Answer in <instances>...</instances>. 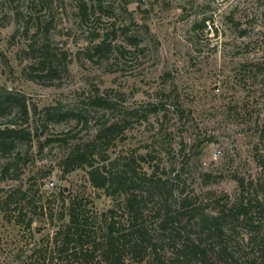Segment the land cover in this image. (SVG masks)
<instances>
[{"label":"rangeland","instance_id":"obj_1","mask_svg":"<svg viewBox=\"0 0 264 264\" xmlns=\"http://www.w3.org/2000/svg\"><path fill=\"white\" fill-rule=\"evenodd\" d=\"M105 35L111 51L90 59L92 43ZM43 58L54 76L40 70ZM7 92L25 101L28 115L16 107L0 112L1 128L11 119L26 133L0 152V202L21 189L58 213L64 207L51 197L61 190L65 204L76 194L87 200L98 220L119 203L115 218L125 222L122 193L93 187L88 166L65 170L71 149L91 144L98 161L112 160L104 162L110 173L134 159L128 175L137 194L144 196V173L168 179V215L182 197L215 213L214 199L223 205L236 194V175L263 170L264 0H0V93ZM98 98L108 104L98 106ZM50 106L81 117L46 118ZM110 123L121 128L107 142L96 133ZM140 206L137 224L162 264H188L171 230L178 225L184 241L194 238L193 219L162 226L168 215L159 196ZM35 210L32 230H24L0 207V264H15L56 228L47 209ZM233 230L240 235V227Z\"/></svg>","mask_w":264,"mask_h":264},{"label":"trees","instance_id":"obj_2","mask_svg":"<svg viewBox=\"0 0 264 264\" xmlns=\"http://www.w3.org/2000/svg\"><path fill=\"white\" fill-rule=\"evenodd\" d=\"M244 33L240 32V35ZM95 36L99 37V34ZM106 37L107 35L92 43L88 53L90 59L93 56L97 58L106 56L111 51ZM39 64L40 70L46 69L47 75L54 76L55 69L51 67L48 58H43ZM38 77L43 78L45 75ZM106 100L98 98L93 102L103 106L108 104ZM13 107H16L23 116L28 115L27 105L22 98L8 92L0 93V112ZM44 113L46 118L55 119L81 117L77 111L61 110L53 106L44 108ZM14 124L10 119L2 128L0 127V152L10 150L18 139L26 137V133L14 127ZM120 128L115 123L105 124L97 129L96 136L110 142ZM95 153L94 145L74 146L67 157L68 167L65 170L88 166L87 173L93 187L109 191L108 193L112 195L122 193L124 198L121 204L126 211V221L121 222L115 218L119 203L99 214L98 220L96 216L89 214L88 208H85L87 200L83 201V197L77 194L68 197L67 204L64 203L63 191L60 190L58 194L53 195L52 202L60 201L64 207L58 213H54L50 205H38L39 203L28 198L26 190H12L0 202L7 220L24 230H32L35 209L41 210L42 213L43 209H47L49 222L56 226L52 234L46 236L45 242L34 243L30 253L20 254L15 264H133L134 261H143L145 257H150L153 264H162L154 239L149 236L144 226L137 224V221L141 213L140 203L152 196L161 198L164 214L168 215L167 200L172 196L169 180L156 177L154 170L149 176L144 173L142 177H138L140 183L146 185L145 189L142 188L144 191L142 196L134 192L135 181L128 175L131 170L135 173L134 159L127 157L122 169L110 173L109 167L104 163L109 156L102 155L98 161ZM108 161L113 163L111 159ZM260 166L263 170L256 177L245 175L234 177L236 194L232 200L225 196L228 202L223 205H220L219 199H214L217 208L215 213L206 212L204 206H195L189 198L182 197L178 201L175 214L168 215L160 221L161 225L165 226L169 220L174 222V218H177V223H181L182 219H193L194 238L188 237L187 241H184L186 237L182 238L178 225H173L171 230L182 241L180 252L189 258L188 264H264V164ZM156 210L158 214L162 207ZM56 221L58 223H55ZM96 222L100 224L96 225ZM236 226L241 228V233L237 236L233 230ZM243 259L247 260L246 263L242 261Z\"/></svg>","mask_w":264,"mask_h":264},{"label":"built area","instance_id":"obj_3","mask_svg":"<svg viewBox=\"0 0 264 264\" xmlns=\"http://www.w3.org/2000/svg\"><path fill=\"white\" fill-rule=\"evenodd\" d=\"M213 154H214L215 156H219V154H220V150H219L218 148L214 149ZM53 183H54L53 181H49V184H50V185H53Z\"/></svg>","mask_w":264,"mask_h":264}]
</instances>
